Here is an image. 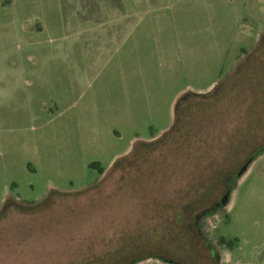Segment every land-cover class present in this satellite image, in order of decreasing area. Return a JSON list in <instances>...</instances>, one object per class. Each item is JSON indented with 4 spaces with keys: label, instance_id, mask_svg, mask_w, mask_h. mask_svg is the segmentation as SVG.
<instances>
[{
    "label": "rangeland",
    "instance_id": "1",
    "mask_svg": "<svg viewBox=\"0 0 264 264\" xmlns=\"http://www.w3.org/2000/svg\"><path fill=\"white\" fill-rule=\"evenodd\" d=\"M0 264H264V0H0Z\"/></svg>",
    "mask_w": 264,
    "mask_h": 264
},
{
    "label": "trees",
    "instance_id": "2",
    "mask_svg": "<svg viewBox=\"0 0 264 264\" xmlns=\"http://www.w3.org/2000/svg\"><path fill=\"white\" fill-rule=\"evenodd\" d=\"M216 87H217V85L213 89H216ZM200 95H203V94H198V93H194V92H191V91H185L184 93H182L176 99V102L174 104V111H173V114H174L173 115V123H172L171 127L167 131L164 132L165 135H169L170 133H173V130L175 129V126H176L177 121L179 120V118L183 119V117H185L184 114H183V110H187V106H188V102H189L190 98L200 97ZM149 146H150V142H148V141H138L137 143H135L133 145L132 150L130 152V155H126L122 159L115 160L113 162L112 166L110 167L109 171H111L114 168H119V167L123 168V166H125L130 161V158L133 157V156L134 157L138 156L140 158L139 154L138 155H136V154L141 149H146ZM90 166L97 167V169H98L100 174L104 173V169L102 167H100L97 162H92L90 164ZM233 174H235V173H233ZM233 177H234V175L230 176L229 179H231ZM103 179H104V177H103ZM103 179H102V181H103ZM229 179L227 178V182H226L227 186H228V180ZM97 185H93V186L88 187V188H86L84 190L77 191V193H83V192H86L88 190H92L93 187H95V186L97 187ZM68 194H72V193H61V192H57V191H50L48 193V195L42 201H40L38 203H34L32 205H29V208H31V209L45 208V207H47V206L52 204V202L54 201L55 197H57V196H65V195H68ZM8 202H9V200L6 198L3 203H4V205H6ZM12 205H14V203H12ZM218 241H219V243L221 245H224V246H227V247H231L234 244V240H225L223 237H219Z\"/></svg>",
    "mask_w": 264,
    "mask_h": 264
},
{
    "label": "crops",
    "instance_id": "3",
    "mask_svg": "<svg viewBox=\"0 0 264 264\" xmlns=\"http://www.w3.org/2000/svg\"><path fill=\"white\" fill-rule=\"evenodd\" d=\"M133 14V13H132ZM132 14H130V13H128L127 15H121V17L120 18H117V17H115V23H114V27L115 28H113V33H114V35L115 36H117L118 34H120V33H127V32H130V33H132L133 31H134V29L135 28H133V23L131 24V22L133 21V18H134V15H132ZM127 20H128V22H130V24H131V27H130V29H128L127 31H124V29H118L117 28V23L118 22H121V21H126L127 22ZM127 24V23H126ZM127 26V25H126ZM159 33H162L163 31H158ZM171 36V35H170ZM182 92V90L181 91H179V93H177V95L175 96V98H174V101H173V103L176 101V99L178 98V96H179V94ZM174 105V104H173Z\"/></svg>",
    "mask_w": 264,
    "mask_h": 264
},
{
    "label": "water",
    "instance_id": "4",
    "mask_svg": "<svg viewBox=\"0 0 264 264\" xmlns=\"http://www.w3.org/2000/svg\"><path fill=\"white\" fill-rule=\"evenodd\" d=\"M236 175H238V174H236Z\"/></svg>",
    "mask_w": 264,
    "mask_h": 264
}]
</instances>
